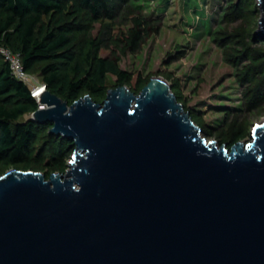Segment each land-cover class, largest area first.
I'll use <instances>...</instances> for the list:
<instances>
[{"label":"water","instance_id":"1","mask_svg":"<svg viewBox=\"0 0 264 264\" xmlns=\"http://www.w3.org/2000/svg\"><path fill=\"white\" fill-rule=\"evenodd\" d=\"M39 102L30 120L74 153L66 172L0 177V264H264V120L208 141L162 77Z\"/></svg>","mask_w":264,"mask_h":264},{"label":"rangeland","instance_id":"2","mask_svg":"<svg viewBox=\"0 0 264 264\" xmlns=\"http://www.w3.org/2000/svg\"><path fill=\"white\" fill-rule=\"evenodd\" d=\"M260 17L257 0H119L111 18L95 19L85 11L69 15L79 24L73 47L78 59L96 40L101 56L118 58L120 68L131 74L120 80L109 73L101 94L83 89L82 96L104 102L112 88L127 85L139 93L152 77H162L208 141L228 147L250 141L254 126L264 120V38L256 34ZM138 20L142 38L133 47L130 32ZM48 63L29 73L41 82ZM51 127L40 123L26 158L29 170L61 172L57 168L64 161L67 171L74 147L51 134ZM22 167L0 162V177Z\"/></svg>","mask_w":264,"mask_h":264},{"label":"trees","instance_id":"3","mask_svg":"<svg viewBox=\"0 0 264 264\" xmlns=\"http://www.w3.org/2000/svg\"><path fill=\"white\" fill-rule=\"evenodd\" d=\"M118 1L0 0V44L20 52L28 72L37 64L48 61L41 70L42 81L47 90L69 104L83 97V89L101 94L109 73L120 80L131 79V74L120 68L118 58L101 56L100 43L96 40H92L85 56L78 59L73 47L79 24L68 17L85 11L95 19L111 18ZM141 25L138 20L130 32L133 47L142 38ZM72 76L76 80H72ZM38 107L29 87L12 75L9 63L0 55V162L24 165L23 170L31 169L26 158L38 135L40 123L34 120L21 122L20 118ZM59 139L73 147L70 140ZM59 165L57 170L63 172L65 162Z\"/></svg>","mask_w":264,"mask_h":264},{"label":"built area","instance_id":"4","mask_svg":"<svg viewBox=\"0 0 264 264\" xmlns=\"http://www.w3.org/2000/svg\"><path fill=\"white\" fill-rule=\"evenodd\" d=\"M0 55L9 63L12 75L16 79L23 81L29 87L32 95L37 99L39 107H44L39 102V98L47 90V85L43 81L39 82L36 76L31 75L25 69L21 53L14 51L7 45L0 44Z\"/></svg>","mask_w":264,"mask_h":264}]
</instances>
